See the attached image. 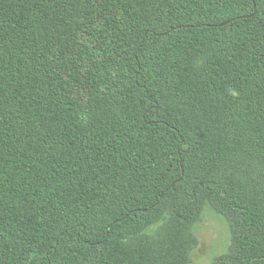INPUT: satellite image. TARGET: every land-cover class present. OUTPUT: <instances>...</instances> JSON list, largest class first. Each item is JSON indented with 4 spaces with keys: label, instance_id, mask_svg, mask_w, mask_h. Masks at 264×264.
Instances as JSON below:
<instances>
[{
    "label": "trees",
    "instance_id": "trees-1",
    "mask_svg": "<svg viewBox=\"0 0 264 264\" xmlns=\"http://www.w3.org/2000/svg\"><path fill=\"white\" fill-rule=\"evenodd\" d=\"M206 206L264 264V0H0V264H194Z\"/></svg>",
    "mask_w": 264,
    "mask_h": 264
},
{
    "label": "rangeland",
    "instance_id": "rangeland-1",
    "mask_svg": "<svg viewBox=\"0 0 264 264\" xmlns=\"http://www.w3.org/2000/svg\"><path fill=\"white\" fill-rule=\"evenodd\" d=\"M197 247L192 253L194 264H214L229 255L233 234L230 224L206 206L201 220L194 227Z\"/></svg>",
    "mask_w": 264,
    "mask_h": 264
}]
</instances>
